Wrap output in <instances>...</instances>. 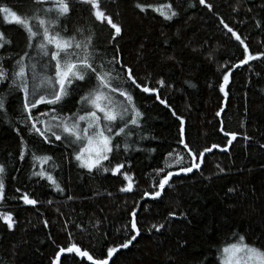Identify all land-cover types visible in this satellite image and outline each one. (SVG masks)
Instances as JSON below:
<instances>
[{
	"label": "trees",
	"instance_id": "obj_1",
	"mask_svg": "<svg viewBox=\"0 0 264 264\" xmlns=\"http://www.w3.org/2000/svg\"><path fill=\"white\" fill-rule=\"evenodd\" d=\"M4 2L21 13L33 7L29 0ZM189 2L194 6L189 8ZM207 2L242 38L247 37L245 43L251 53L264 51V31L256 26L260 22L264 28L261 0ZM134 3L143 4L145 12L141 13ZM101 4L122 26V37L117 38L115 46L124 64L133 69L141 83L150 74L151 87L158 89L157 95L185 120L186 143L198 150L215 143L228 147V151L215 148L205 154L199 170L173 175L160 198L144 196L158 184L156 170L164 169L161 177L168 171L177 173L192 158L177 143L179 121L172 112L155 95L134 89L143 113L141 134L147 138L133 137L127 154L121 147L113 165L123 162L124 167L116 176L111 171L89 173L76 167L75 162L69 163L71 149L66 150L56 141L53 146L44 145L38 137L29 136L23 126H17L30 144L39 147L38 155L54 158L55 169L50 161L43 170L60 183L64 189L61 194L47 180L31 175L41 170V165L31 160V153L25 160L19 159L20 137L9 126H15L18 119L19 93L9 95L6 109L11 120H0V166L5 167L0 214H11L14 224L10 231L0 221V264H51L60 248L72 244L93 258H107V247L122 243L125 233H130L132 209L137 211L140 234L127 249L114 253L109 264H219L218 250L240 236L249 245L264 248V148L260 147L264 143V79L250 72L248 65H241L230 74L227 96L219 91L220 65L228 61L231 67L242 59L243 47L199 0H101ZM164 4H171L178 17L165 21L148 7ZM237 5L239 11L233 12ZM161 10L167 12L166 8ZM88 16L86 7L76 5L68 23L70 33ZM0 29L11 40L10 49L6 45L0 55L22 54L25 33L15 24H0ZM112 31L106 23L96 24L97 48L109 47ZM168 56L174 59L168 60ZM249 64L256 72L264 71V61ZM7 66L11 68V63ZM158 79L165 82L163 87L156 83ZM6 88L7 84L0 86V90ZM84 90L79 91L83 94ZM78 99V95L67 98L66 110L75 111ZM38 108L45 110V106ZM218 111L220 116L216 115ZM32 114L39 116L40 112L33 109ZM222 128L236 134L232 145H227ZM177 153L184 157V163L177 164ZM124 172L134 180L132 192L119 191ZM19 192L38 203L22 206L17 201ZM69 195L72 200H68ZM154 224L163 225L160 232L152 228ZM57 264L90 261L65 252Z\"/></svg>",
	"mask_w": 264,
	"mask_h": 264
},
{
	"label": "snow or ice",
	"instance_id": "obj_2",
	"mask_svg": "<svg viewBox=\"0 0 264 264\" xmlns=\"http://www.w3.org/2000/svg\"><path fill=\"white\" fill-rule=\"evenodd\" d=\"M29 2L33 7L21 13L4 0H0V24H15L26 35V48L22 54L0 55V86L7 84L6 89L0 90V120L4 123L10 122L11 117L6 109L7 97L19 93L16 97L18 119L15 126L11 124L9 126L20 137L19 159L25 160L31 153L34 164L41 165V170L32 172V176L47 180L54 191L63 194L64 189L60 183L51 173L43 170V166L50 161H53L52 167L55 169L54 158L47 154L38 155L39 147L30 144L21 132L17 131V126H23L27 129L29 136L38 137L44 145L53 146V141H56L60 142L66 150L71 149L70 155L66 152L69 163L75 162L76 167L85 169L89 173H93L94 170L96 172L111 171L113 176L121 173L124 167L123 162H116L113 165V160L120 156L121 147L127 154L131 146L129 142L133 137L147 138L141 134L143 113L136 103L134 89H138L140 93L155 95L156 100L172 112L175 120L179 121L177 143L182 145L187 156L192 158L187 162V166H181L177 173L168 171L161 177L160 173L164 172V169L156 170L158 184L151 193L145 192L144 196H151L153 200L160 198L173 175L179 173L187 175L193 170H199L205 154L220 147L213 143L211 147L206 146L198 150L186 143L185 120L157 95L158 89L151 87L150 74L141 83L137 80L133 69L124 64L122 53L115 46L117 38L122 37V26L114 22L112 16L104 10L101 0H29ZM199 4L215 15L219 24L243 47L242 59L232 63L231 67L228 66V61L220 65L218 71H220L222 82L219 84V91L227 96L225 89L229 84L230 74L233 69L241 65H248L250 72L264 79V71L256 72L249 64L250 61H264V51L259 54L251 53L245 43L247 37L242 38L233 27L220 18L213 11L212 4L207 0H199ZM261 4L264 6V0H261ZM76 5L86 7L89 16L83 24L75 26L70 33L68 23L71 22L70 18ZM187 6L191 8L194 5L189 2ZM134 7L141 13L146 10L141 3H134ZM148 7H152V10L158 12L165 21H171L179 15L171 4ZM161 8H166L167 12L162 11ZM238 11V5L234 6L233 12ZM247 11L251 12V9ZM104 23L113 31L110 33L109 47L99 49L94 43L95 27L96 24ZM256 26L264 31L260 22H257ZM6 45L10 49L11 40L0 29V49H5ZM110 52L111 55H109ZM167 59L174 58L168 56ZM8 62L11 63V68L7 66ZM156 83L161 87L165 84L162 79H158ZM81 89H85L83 94L79 91ZM261 91L264 92V88ZM74 95L79 96L75 102L76 110H66L67 98ZM38 106H45V110L41 111ZM33 109L40 112V115L32 114ZM221 111H218L216 115L220 116ZM221 131L228 138L227 145H232L236 134L229 133L223 128ZM243 138L250 139L248 136ZM260 147L264 148V143L260 144ZM220 150L228 151V147H220ZM173 152L176 150L173 149ZM105 161L108 162L107 165ZM176 162L184 163V157L179 153L176 154ZM168 166L170 165H166ZM4 173L5 167L0 166V198L3 197L5 189ZM122 175L123 180L128 183L121 186L119 191L132 192V176L127 172ZM228 191L232 192L233 189L230 188ZM18 198L22 199L25 205L35 206L38 203L27 194H22ZM72 199L73 197L69 195L68 200ZM129 215L131 217L128 222L131 225L130 233H125L122 243L107 247V258H93L88 251H82L72 244L66 248H60L51 260V264H57V261L61 259V253L65 252L75 253L76 257L84 258L90 261V264H109V259L114 253L119 249H127L140 234L136 209H132ZM169 215L174 216L175 213ZM0 221L6 224L10 231L13 229L14 222L11 214H0ZM77 227L80 226L77 225ZM152 228L160 232L163 225L154 224ZM218 251L219 264H264V248H258L254 244L249 245L243 236L235 242L227 243Z\"/></svg>",
	"mask_w": 264,
	"mask_h": 264
},
{
	"label": "water",
	"instance_id": "obj_3",
	"mask_svg": "<svg viewBox=\"0 0 264 264\" xmlns=\"http://www.w3.org/2000/svg\"><path fill=\"white\" fill-rule=\"evenodd\" d=\"M150 95H152V94H150ZM133 188H134V185H133ZM128 193V192H127ZM19 195H22V194H26V193H21V192H19L18 193ZM30 197V196H29ZM31 198V197H30ZM22 206H26V207H29V206H31V205H25L24 203H23V200L22 199H19V200H17Z\"/></svg>",
	"mask_w": 264,
	"mask_h": 264
},
{
	"label": "rangeland",
	"instance_id": "obj_4",
	"mask_svg": "<svg viewBox=\"0 0 264 264\" xmlns=\"http://www.w3.org/2000/svg\"><path fill=\"white\" fill-rule=\"evenodd\" d=\"M120 177H121V181H122L121 184L125 185V184L128 183L127 181H124V180H123V175H122V174L120 175ZM133 182H134V180H133V178H132V184H133ZM123 185H122V186H123ZM133 185H134V184H133ZM126 193H127V192H126Z\"/></svg>",
	"mask_w": 264,
	"mask_h": 264
}]
</instances>
